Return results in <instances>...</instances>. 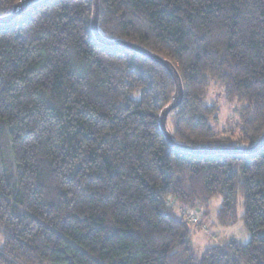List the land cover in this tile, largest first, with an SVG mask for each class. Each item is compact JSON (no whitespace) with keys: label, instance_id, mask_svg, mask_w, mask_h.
Listing matches in <instances>:
<instances>
[{"label":"trees","instance_id":"1","mask_svg":"<svg viewBox=\"0 0 264 264\" xmlns=\"http://www.w3.org/2000/svg\"><path fill=\"white\" fill-rule=\"evenodd\" d=\"M20 0H0V16ZM99 30L169 59L184 88L168 130L200 149L264 132V0H99ZM92 0H39L0 23V264H264V146L173 148L159 127L175 84L160 64L93 35ZM211 82L239 135L214 129ZM3 146L9 148L8 157ZM242 218L251 235L193 251L180 207ZM204 224V223H203Z\"/></svg>","mask_w":264,"mask_h":264},{"label":"rangeland","instance_id":"2","mask_svg":"<svg viewBox=\"0 0 264 264\" xmlns=\"http://www.w3.org/2000/svg\"><path fill=\"white\" fill-rule=\"evenodd\" d=\"M207 104H215L217 108V113L215 118H211V124L217 131L225 132L227 134L234 131V139L240 137L239 135V126L237 125L238 118L235 116L234 112V102L228 100L223 92V87L217 82H211L208 95L205 99ZM4 155L8 157L10 152L9 148L3 146ZM222 196L214 197L209 204V214L204 218L202 226H197L192 224L190 226V235L193 243V251L196 257H200L205 248L214 246V245H225L230 240L235 239L243 244L248 243L251 235L244 223L242 203L238 205V219L235 222L223 224L218 218V210L222 205ZM191 210L195 213V216L198 217L200 222L202 212H197L195 208L189 207H180L178 212L181 215V212L184 210ZM204 223V224H203ZM199 224V223H198ZM3 235L0 233V245L3 243Z\"/></svg>","mask_w":264,"mask_h":264},{"label":"water","instance_id":"3","mask_svg":"<svg viewBox=\"0 0 264 264\" xmlns=\"http://www.w3.org/2000/svg\"><path fill=\"white\" fill-rule=\"evenodd\" d=\"M39 0H20L18 3H16L13 7V10L5 15L0 16V23H9L13 21L20 13L23 12V10L31 5L32 3H36ZM93 2V10H92V16H91V22H90V28L95 36V38L108 46H124L127 48H130L140 55L147 57L148 59L162 65L171 75L174 84H175V92L173 94V100L170 104L165 106L159 115V127L161 131L163 132L167 142L175 149L181 150V151H188L193 153H245V154H251L253 152L258 151L264 146V132L262 133L261 137L257 142H255L251 146H237V147H230V148H208V149H200L196 148L190 145L182 144L177 142L171 132L168 130V118L170 113L175 110L183 101L184 98V88L183 83L180 77V74L175 67V65L167 58L149 50L148 48L144 47L143 45H140L135 42L128 41L126 39H116V38H108L101 34L99 30V16H100V1L99 0H92Z\"/></svg>","mask_w":264,"mask_h":264},{"label":"built area","instance_id":"4","mask_svg":"<svg viewBox=\"0 0 264 264\" xmlns=\"http://www.w3.org/2000/svg\"><path fill=\"white\" fill-rule=\"evenodd\" d=\"M195 213L191 210H184L181 212V217L187 220L189 223L197 225L199 223V220H198V217L195 216Z\"/></svg>","mask_w":264,"mask_h":264}]
</instances>
